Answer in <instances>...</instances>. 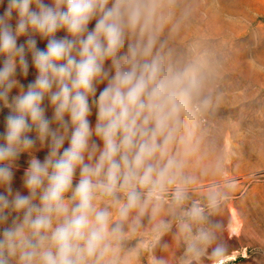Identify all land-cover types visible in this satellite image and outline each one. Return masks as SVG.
<instances>
[{
    "label": "clouds",
    "instance_id": "1",
    "mask_svg": "<svg viewBox=\"0 0 264 264\" xmlns=\"http://www.w3.org/2000/svg\"><path fill=\"white\" fill-rule=\"evenodd\" d=\"M0 7V264H124L145 218L154 244L175 224L198 256L217 193L192 199L189 164L214 102L200 65L169 46L176 0Z\"/></svg>",
    "mask_w": 264,
    "mask_h": 264
},
{
    "label": "rangeland",
    "instance_id": "2",
    "mask_svg": "<svg viewBox=\"0 0 264 264\" xmlns=\"http://www.w3.org/2000/svg\"><path fill=\"white\" fill-rule=\"evenodd\" d=\"M173 23L174 57L200 65L214 102L198 121L199 148L189 164L197 181L192 199L206 204L209 190L217 193L204 225L214 239L191 257L175 224L154 244L153 224L145 218L120 255L124 264H264V0H176ZM45 45L38 38V46ZM34 78L32 67L27 78L18 77L25 85ZM6 112L0 113V131ZM90 119L94 125L95 110ZM27 159L21 157L17 186Z\"/></svg>",
    "mask_w": 264,
    "mask_h": 264
}]
</instances>
